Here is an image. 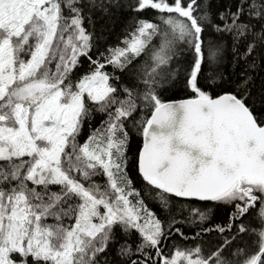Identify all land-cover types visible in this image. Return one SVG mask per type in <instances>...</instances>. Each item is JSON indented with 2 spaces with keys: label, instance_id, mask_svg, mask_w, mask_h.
Wrapping results in <instances>:
<instances>
[{
  "label": "snow or ice",
  "instance_id": "1",
  "mask_svg": "<svg viewBox=\"0 0 264 264\" xmlns=\"http://www.w3.org/2000/svg\"><path fill=\"white\" fill-rule=\"evenodd\" d=\"M0 264H264V0H0Z\"/></svg>",
  "mask_w": 264,
  "mask_h": 264
},
{
  "label": "trees",
  "instance_id": "2",
  "mask_svg": "<svg viewBox=\"0 0 264 264\" xmlns=\"http://www.w3.org/2000/svg\"><path fill=\"white\" fill-rule=\"evenodd\" d=\"M226 2L227 0H215V6H222ZM101 26L112 27V23L106 17L103 19H97L96 20L97 30H99ZM121 27H122V20H116L114 32L109 38L114 39L115 34L120 31ZM255 83H256V86L258 87L260 84L259 78H257ZM167 95L170 99H173V100L182 99L186 97V93L182 89H174L170 91L169 93H167ZM98 120H99V117L96 118V121L94 122V124L98 122ZM230 210H231L230 208H226V207H219V208L214 209L211 213L210 220L207 223H205L204 226L209 227L210 225L214 226L216 224L225 223ZM177 219L179 220L180 217H177ZM183 231L186 234H190V229L188 227H183Z\"/></svg>",
  "mask_w": 264,
  "mask_h": 264
}]
</instances>
